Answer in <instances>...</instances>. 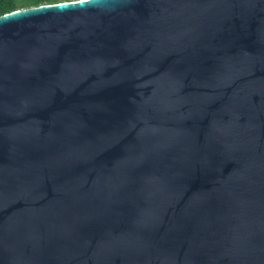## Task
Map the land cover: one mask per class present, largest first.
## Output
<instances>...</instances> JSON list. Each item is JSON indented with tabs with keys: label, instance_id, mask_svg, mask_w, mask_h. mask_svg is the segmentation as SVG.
Listing matches in <instances>:
<instances>
[{
	"label": "water",
	"instance_id": "water-1",
	"mask_svg": "<svg viewBox=\"0 0 264 264\" xmlns=\"http://www.w3.org/2000/svg\"><path fill=\"white\" fill-rule=\"evenodd\" d=\"M0 264H264V0L0 16Z\"/></svg>",
	"mask_w": 264,
	"mask_h": 264
},
{
	"label": "trees",
	"instance_id": "trees-1",
	"mask_svg": "<svg viewBox=\"0 0 264 264\" xmlns=\"http://www.w3.org/2000/svg\"><path fill=\"white\" fill-rule=\"evenodd\" d=\"M72 0H0V16L16 10L38 7L44 4H55Z\"/></svg>",
	"mask_w": 264,
	"mask_h": 264
}]
</instances>
